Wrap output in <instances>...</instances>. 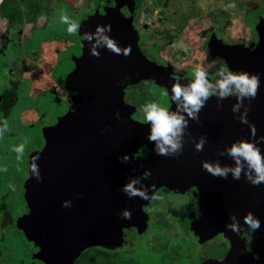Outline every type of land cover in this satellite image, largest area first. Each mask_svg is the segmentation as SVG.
Listing matches in <instances>:
<instances>
[{
	"label": "water",
	"instance_id": "1",
	"mask_svg": "<svg viewBox=\"0 0 264 264\" xmlns=\"http://www.w3.org/2000/svg\"><path fill=\"white\" fill-rule=\"evenodd\" d=\"M108 34L121 49L130 46L131 55H116L103 47V42L97 45L99 57L91 55V46L83 47L74 70L65 77L66 86L76 91V99L66 113L46 127L42 149L31 156L32 161L33 156L39 155L36 163L41 175L40 180L31 177L30 164V177L25 185L32 214L24 238L33 243L32 256H38L40 264H73L88 247L122 246L123 229L137 224L135 206L141 202L140 197L127 196L122 188L136 177L141 179L135 185L137 188L153 185L149 188L150 197L162 186L183 189V184L191 178L193 185L203 191L200 224L208 221L218 224L215 230L232 233L239 247L243 230L248 227L243 216L249 211L256 217L264 215V183L252 185L243 172L239 180L233 179L231 172L226 179L213 176L202 167V162L217 157V162L209 163L235 167L236 161L228 155V149L233 142L253 139L249 124L256 127L255 142L264 156V142L259 140L264 133V41H259L253 51L240 50L242 45L231 47L235 65L226 58L229 69L259 74L255 99L245 98L239 103L237 93L222 99L210 97L198 114L199 120H188L182 134L183 149L178 156H160L155 152L134 159L133 153L139 146L150 147L154 142L147 139L150 125L129 117L122 91L139 79H154L150 76L153 65L136 45L126 46L121 32L111 30ZM234 105H238L236 111ZM247 109L249 124H243L240 117ZM184 116L188 119L185 112ZM192 126L199 129L191 132ZM203 134L206 142L203 150L197 151L195 143ZM124 154L129 156L127 162L120 159ZM241 163L247 169L242 157ZM145 169L151 171L147 179L142 176ZM65 200L71 207L62 206ZM126 209L131 211V219L122 217ZM230 214L236 215L242 226L241 234L226 228L232 222ZM208 228L206 232L210 231ZM232 254L230 248L221 263L229 261Z\"/></svg>",
	"mask_w": 264,
	"mask_h": 264
},
{
	"label": "flooded vegetation",
	"instance_id": "2",
	"mask_svg": "<svg viewBox=\"0 0 264 264\" xmlns=\"http://www.w3.org/2000/svg\"><path fill=\"white\" fill-rule=\"evenodd\" d=\"M8 1L17 2L22 11L19 17H13L12 20L0 13V18L5 21V30L0 32V118L9 123L13 122V117H9L13 109L16 114L14 123L0 136V147L11 137L21 134L23 126L33 127L37 117L45 116V113H38L31 99L49 92L48 89L53 88L51 93H55L57 100L63 104L62 111L56 117L67 112L77 94L66 86L65 77L74 70L83 47L92 46L96 42L95 35L92 41H87L85 37L86 34L95 32L97 25L110 24L111 30L121 32L126 46L136 45L139 52L153 65L150 76L154 79H139L125 86L122 91V101L128 106L126 112L140 124L147 123L144 116L137 113L139 104H145L146 101L162 103V107L168 108L170 112L184 115L183 108H177V104L182 105L183 100L181 98L179 102H173L171 89L176 81L185 87L190 85L197 68L208 72L212 85L210 91L213 93L211 97H219L218 81L222 78L219 73L224 70L236 71L229 69L227 65L226 58L232 65L236 64L233 50L229 49L234 45H242L240 50L245 52L243 49L247 48L253 51L259 41H264V8L261 10L264 0H225V3H234V9L231 10L222 7L223 0H46L44 6L35 8L31 14L25 6V2L28 3L29 0ZM238 4L239 7H245L239 34L236 29H232V19L237 12L235 6ZM61 13H66L80 24L75 35L68 34L67 25L60 22ZM40 21L44 25L38 26ZM259 22L262 25L258 26ZM25 25H30L26 34ZM106 34L109 35L107 32ZM54 40L62 45L55 49L57 57L52 59L47 73L43 72L44 64L39 67L41 76L31 80L30 72L37 69L38 60L41 59L40 51ZM67 52H70L72 64L65 60L64 54ZM28 55L30 61L26 62L24 58ZM57 71L62 74H57ZM58 85L63 88L61 95L56 91ZM235 93L233 91L231 95ZM31 111L35 118L29 120ZM195 128L199 129L192 126L191 132H195ZM45 129L46 127L41 133L43 145ZM203 137L206 138L205 134ZM42 147L30 155L27 170L30 168L31 156ZM154 147H148V144L139 146L133 153V158H146L149 154H155ZM209 162H217V157H210ZM193 184L190 178L183 184V189L162 186L148 200L141 199L135 206L138 211L137 224L123 229L122 246L131 247L133 243L134 246L143 243L155 251L165 250L169 260L173 262L172 255L177 253L169 245V241L174 243V238L180 236L182 241L189 239L186 243L192 246V252L197 258L194 264H251L246 259L253 254H263V262L259 264H264V215L258 217V230L251 232L248 227L244 230L241 245L237 247L238 239L233 238L232 233L215 230L219 227L218 224L210 221L200 224L203 191ZM23 191V197H28L26 189ZM9 206L4 208V205H0V244L5 239V234H12L14 231ZM29 206L26 213L30 215L32 202ZM165 207L170 212L164 210ZM206 207L207 204L204 205ZM207 228L210 231L206 232ZM210 234L213 235L207 238ZM28 243L30 246L33 244L30 241ZM11 248L13 249L12 245ZM230 248L231 254L233 253L230 260L221 263ZM2 254L7 255L9 252L0 248V262L4 264ZM75 262L76 259L73 264Z\"/></svg>",
	"mask_w": 264,
	"mask_h": 264
},
{
	"label": "clouds",
	"instance_id": "3",
	"mask_svg": "<svg viewBox=\"0 0 264 264\" xmlns=\"http://www.w3.org/2000/svg\"><path fill=\"white\" fill-rule=\"evenodd\" d=\"M60 22L67 25V32L70 35H75L79 29L80 24L72 20L66 13H61ZM111 31V25H97L95 32L86 34L85 39L92 41L93 35L97 36V40L90 47V53L92 56L99 57L100 52L98 51L97 45L103 42V47H106L109 51L116 55L123 54L124 56L131 55V47L121 49L117 42L109 37L107 33ZM220 76L222 77L218 81L219 98L228 97L235 91L237 93V100L242 103L245 98L253 100L256 98L260 86V77L258 73L250 74L247 71H221ZM195 78L191 81L187 87L182 86L179 81H176L171 89L172 101L179 102L182 98L183 103L177 104V108H183V111L187 114L188 119L184 115H180L177 112H170L168 108L162 107L157 102H151L143 107L144 118L150 125V131L147 139L150 142H154V150L157 155L160 156H178L182 149V134L184 129L188 126V120H199V112L204 107L206 101L212 96L210 91L212 85L209 80L208 72L202 68L195 70ZM238 105L233 106V111H236ZM249 109L240 117V122L243 124H249L247 119V113ZM117 118H120L119 112L116 113ZM251 129V136L253 139H241L238 143L233 142L231 147L228 149V155H230L235 161V167H229L227 165L221 167L218 163L213 165L207 161L202 162V167L211 175L227 178L228 173H232L233 179L239 180L241 173L243 172L244 177L252 185L259 186L264 183V156L261 155L260 148L255 142L256 127L254 124H249ZM9 128L8 121L4 120L0 122V136H2ZM261 142H264V136L259 137ZM206 138L201 136L200 139L195 143L197 151H202ZM25 143H21L12 148L17 154V159L20 160L24 156ZM241 157L247 162V169L243 168L241 163ZM39 159V155L32 157L31 161V177H35L36 180L41 179L39 167L36 161ZM122 162H127L129 156L124 154L121 158ZM7 171V169H3ZM253 172L255 175H253ZM151 175L150 169H145L142 173L143 179L149 178ZM141 183L140 177L132 178L126 183L122 191L131 197H140L143 200H148L149 188L153 185H142L140 188L135 187L136 184ZM64 207H71L69 201H63ZM125 219H131V211L129 209L123 210L121 213ZM231 223L226 224V228L233 232L241 234L242 226L235 214H230ZM244 223L248 226V230L255 232L260 228V220L251 211L247 212L243 216ZM258 259V257H255Z\"/></svg>",
	"mask_w": 264,
	"mask_h": 264
},
{
	"label": "rangeland",
	"instance_id": "4",
	"mask_svg": "<svg viewBox=\"0 0 264 264\" xmlns=\"http://www.w3.org/2000/svg\"><path fill=\"white\" fill-rule=\"evenodd\" d=\"M225 0L222 2V7L226 8L228 10L234 9V3H225ZM229 0H227L228 2ZM238 2L241 0H237ZM249 1V0H248ZM256 1V0H255ZM253 2V4L255 3ZM235 9H237L235 18H233V24H232V29H236L237 33L239 34V28L242 25V20H243V14L245 10V7H239L236 5ZM4 19L0 18V32H3L5 30V25H4ZM44 25V22L40 21L38 22V26ZM30 25H25V34L27 32V28ZM30 33V32H29ZM2 43V40L0 39V45ZM56 47L61 48L62 45L58 43V41H53L51 43L46 44L45 48L40 51V60H38L37 64V69L34 71H31L30 73V79L33 80L37 78V76H41V73L39 72V67L43 66L44 64V71L47 73V69L49 66H51V62L53 58H56ZM53 53H55L53 55ZM65 60L71 62V56L70 52H67L64 54ZM64 60V62H65ZM24 61L29 62L30 57L29 55L27 58H24ZM46 61V63H45ZM57 74H62V72L57 71ZM50 88V87H49ZM62 86L58 85L56 86V91L59 95L63 93V88ZM53 89V88H51ZM51 89L49 92H45L44 94L38 95L37 97H33L35 99H31L32 105L35 104L36 108L38 109V113H45V116L43 117H37L36 121L33 122L34 126L32 127L31 125L28 126H23L21 131V134H18V136H13L11 139L5 143L3 147H0V205H4V208H7L9 205V211L11 216L13 217V233L9 238H7V234H5V239H9V243H7V240H3V242L0 244V248L2 250H7L9 254H3V259H4V264L8 263H14L18 258L22 256L17 249L22 248L23 250H26L24 245L21 243L25 241V233L28 230L29 226V214L26 213L27 207L29 206L30 203V197H27V200L25 199V196L23 197V194L25 195V192L23 191V184L26 183V180L29 179L30 177V172L28 169V159L32 152L40 149L43 145V136H41L42 130L44 127H48L49 125L54 123V119H56L57 114L62 111L63 107L61 106L60 102L57 100V95L55 93H51ZM149 98H147L148 100ZM151 102H156V101H146L145 104H139L138 107V115L143 117L144 112H143V107ZM158 103V102H157ZM162 106V103H158ZM63 105V104H62ZM15 109L10 114V118L13 117V122H9V124L14 123V119L16 118L14 114ZM30 116H28L29 120H32L35 118L34 112H30ZM42 116V115H41ZM137 116V115H136ZM20 121V120H19ZM18 124V120L16 119L15 121ZM21 124V122H20ZM16 126V124H15ZM21 128V125H20ZM25 152L24 156L22 159L18 160L17 159V154L12 151V148L16 145H19L21 143H25ZM3 169H7V171H3ZM28 176V177H27ZM26 187V185H25ZM13 192H19V195L15 196L12 201L10 202V198H12ZM2 194V195H1ZM164 210L169 211L168 208H164ZM32 214V212L30 211ZM33 223L30 226V229L32 228ZM12 235H13V241H12ZM17 238L18 241L15 240ZM19 238V239H18ZM189 239L185 238L184 241L180 239V236L177 238H174V243H171L169 241V245L173 248H175L174 252L177 254H173L172 257H177L180 256L181 258L178 261V264H194L197 261L196 255L192 252V246H190L188 243H186ZM6 241V242H5ZM177 241V242H176ZM176 243V244H175ZM142 244L143 243H138L135 245L134 248H136L139 253L142 251ZM11 245L13 249L11 248ZM134 246V245H133ZM132 246V247H133ZM123 248V247H122ZM25 256L23 259H29L33 264H38V261L34 259L32 256V249L30 248L29 251H25ZM23 254V255H24ZM12 256V257H11ZM12 258V260L10 259ZM255 257H258L255 258ZM261 257H263V254H253L250 258L246 259V262L251 263V264H259L262 263L263 260H261ZM22 259V260H23ZM82 260V256L79 258V260L76 262V264H79ZM22 263V262H21ZM173 263V262H172ZM2 264V263H0ZM20 264V263H19ZM26 264V263H24Z\"/></svg>",
	"mask_w": 264,
	"mask_h": 264
},
{
	"label": "trees",
	"instance_id": "5",
	"mask_svg": "<svg viewBox=\"0 0 264 264\" xmlns=\"http://www.w3.org/2000/svg\"><path fill=\"white\" fill-rule=\"evenodd\" d=\"M40 1L41 3H39ZM45 1L46 0H29L28 3L25 2L26 8L28 7L27 8L28 13L31 14L35 8L44 6ZM263 8H264V3H262L261 10H263ZM21 11L22 10L17 2H9L8 0H2V2L0 3V13L8 17L9 20L10 18L12 20L13 17H19ZM0 121H3V119L0 118ZM8 125L10 126L9 123ZM23 186H24L23 190H25L26 189L25 183L23 184ZM13 195L14 196H12V198L9 197L10 201H12V199L15 196L19 195V192H13ZM25 199L27 200L26 196H25ZM30 203H31V200H30ZM9 236H11L10 233L7 234V238H9ZM13 239L14 238L12 236V241ZM15 240L18 241L17 238H15ZM21 244L24 245L26 250H23L22 248L17 249V251L22 256L20 257V259L18 258L16 261H14L13 264H19V263L20 264H24V263L33 264V261L31 263L29 259H26V260L23 259V257L25 256L24 254L25 251H28V247L30 246V244L28 243V240H25ZM27 244H29V246ZM133 245H131V247L120 246L114 249L104 248L101 246H92L84 250L76 258V262L82 256V260L79 264H178V261L181 258L180 256L173 257L172 258L173 263H172L169 260L170 257L166 254L165 250L155 251L150 246L142 244V251L139 253V251L136 248H134L135 246ZM30 247H32V245ZM0 258L2 259V257ZM34 259H36L37 261L38 260L40 261L38 256L34 257Z\"/></svg>",
	"mask_w": 264,
	"mask_h": 264
}]
</instances>
